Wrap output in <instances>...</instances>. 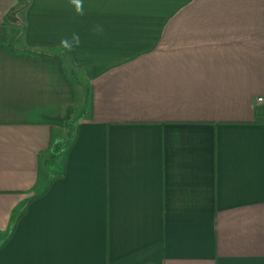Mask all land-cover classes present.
<instances>
[{"label":"crops","instance_id":"obj_1","mask_svg":"<svg viewBox=\"0 0 264 264\" xmlns=\"http://www.w3.org/2000/svg\"><path fill=\"white\" fill-rule=\"evenodd\" d=\"M82 3L0 0V264H264V0Z\"/></svg>","mask_w":264,"mask_h":264},{"label":"clouds","instance_id":"obj_2","mask_svg":"<svg viewBox=\"0 0 264 264\" xmlns=\"http://www.w3.org/2000/svg\"><path fill=\"white\" fill-rule=\"evenodd\" d=\"M71 3L75 6V9L78 13L82 14L83 13V3L82 0H71ZM75 42L78 44L79 43V38L78 36L74 37ZM61 45L65 48H70L71 46L69 45V42L67 40H62Z\"/></svg>","mask_w":264,"mask_h":264},{"label":"rangeland","instance_id":"obj_3","mask_svg":"<svg viewBox=\"0 0 264 264\" xmlns=\"http://www.w3.org/2000/svg\"><path fill=\"white\" fill-rule=\"evenodd\" d=\"M14 34H19L20 33V31L17 29V31H15V32H13ZM78 90L79 89H77V99H79V97H80V94L78 93ZM79 104V100H76V105H78ZM77 108V107H76ZM77 111H78V109H76ZM78 114H79V111H78Z\"/></svg>","mask_w":264,"mask_h":264},{"label":"built area","instance_id":"obj_4","mask_svg":"<svg viewBox=\"0 0 264 264\" xmlns=\"http://www.w3.org/2000/svg\"><path fill=\"white\" fill-rule=\"evenodd\" d=\"M263 99L261 98V97H259L258 99H257V101L258 102H261Z\"/></svg>","mask_w":264,"mask_h":264},{"label":"trees","instance_id":"obj_5","mask_svg":"<svg viewBox=\"0 0 264 264\" xmlns=\"http://www.w3.org/2000/svg\"><path fill=\"white\" fill-rule=\"evenodd\" d=\"M23 212V211H22Z\"/></svg>","mask_w":264,"mask_h":264}]
</instances>
